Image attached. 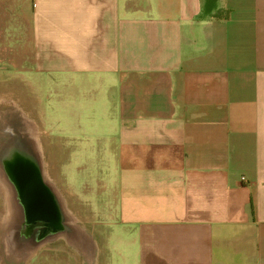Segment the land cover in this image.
<instances>
[{"label":"crops","instance_id":"1","mask_svg":"<svg viewBox=\"0 0 264 264\" xmlns=\"http://www.w3.org/2000/svg\"><path fill=\"white\" fill-rule=\"evenodd\" d=\"M3 83L81 164L92 264H264V0H0ZM56 243L24 264H84Z\"/></svg>","mask_w":264,"mask_h":264},{"label":"water","instance_id":"2","mask_svg":"<svg viewBox=\"0 0 264 264\" xmlns=\"http://www.w3.org/2000/svg\"><path fill=\"white\" fill-rule=\"evenodd\" d=\"M18 115H2L0 121V182L7 193L5 226L0 231L7 258L24 264L42 246L60 241L76 254L93 256L91 234L46 176L33 124Z\"/></svg>","mask_w":264,"mask_h":264},{"label":"rangeland","instance_id":"3","mask_svg":"<svg viewBox=\"0 0 264 264\" xmlns=\"http://www.w3.org/2000/svg\"><path fill=\"white\" fill-rule=\"evenodd\" d=\"M17 84L14 83H3L0 84V96H7V98L11 101H15L18 105L28 114L30 118H32L38 128L39 139L42 146V153L44 155L45 166L50 177L56 182L57 187L61 191L62 195L66 199L68 207L74 214L76 218H78L82 222L93 223L94 219L97 217V213L90 210V206L80 205L83 201L81 199V187L79 189V184L77 185L81 176V164L76 162L66 163L61 161L59 152H60V131L57 129L51 128L47 123H45L43 116V108L45 107V112H48V102L49 100L45 98L46 93L43 92L42 97L35 99H30L27 97H18L19 93L12 91V87ZM44 91V90H43ZM21 95V93H20ZM10 96V97H9ZM54 113L55 116L60 118L62 116L60 114L59 107ZM66 175L69 177V182L66 181ZM78 176V177H77ZM80 192V193H78ZM77 200H80L79 202ZM1 198H0V208H1ZM89 204V203H88ZM88 229H95L91 226ZM1 235V233H0ZM57 245H53L56 248L59 247V242ZM62 244V243H60ZM39 256H35L31 264H36L39 260ZM40 261V260H39ZM54 262V261H53ZM52 262V263H53ZM50 260L46 261L43 264H52ZM0 264H6L1 263ZM57 264V263H56ZM59 264H66L65 261H62ZM69 264H79L76 259V256L73 253H69Z\"/></svg>","mask_w":264,"mask_h":264},{"label":"bare ground","instance_id":"4","mask_svg":"<svg viewBox=\"0 0 264 264\" xmlns=\"http://www.w3.org/2000/svg\"><path fill=\"white\" fill-rule=\"evenodd\" d=\"M18 114L23 115L24 118L29 122V124L31 126L33 124V129H32L33 137L35 140H37V142H39V148H41V150H42V146H41L40 139H39V132H38V128H37L35 121L28 116V114L18 105L17 102L9 100L7 98V96H0V121L2 120V118L5 117V116L2 117V115H10L11 117L14 115V117H16V116L19 117ZM43 158H44V155H43ZM43 161H44V165H45L46 161L45 160H43ZM44 167L46 170L47 178L53 182L54 180L48 174L46 166H44ZM54 183L56 184L55 181H54ZM4 197H6V199ZM0 198L2 201V204H1L2 217L0 218V229H1L2 226H5V221H3V220L5 218L4 214H5V211H6L5 209H6V205H7V193H6L1 182H0ZM0 233H1V231H0ZM77 253L83 259L84 264H92L94 262V257L96 255V246H95V253L93 254V256L90 255L89 257H86L84 255H81L80 252H77ZM0 259L5 261L6 264H14L6 256L5 248L3 246L2 235H0Z\"/></svg>","mask_w":264,"mask_h":264}]
</instances>
